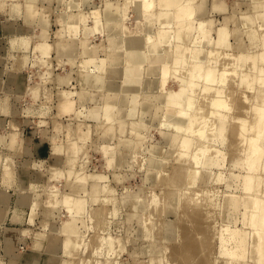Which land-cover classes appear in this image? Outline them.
Returning <instances> with one entry per match:
<instances>
[{"label": "clouds", "instance_id": "9594fccd", "mask_svg": "<svg viewBox=\"0 0 264 264\" xmlns=\"http://www.w3.org/2000/svg\"><path fill=\"white\" fill-rule=\"evenodd\" d=\"M0 264H264V0H0Z\"/></svg>", "mask_w": 264, "mask_h": 264}]
</instances>
